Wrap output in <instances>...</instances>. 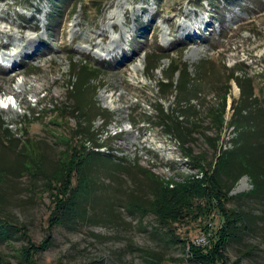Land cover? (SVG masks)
I'll use <instances>...</instances> for the list:
<instances>
[{"label":"rangeland","instance_id":"obj_1","mask_svg":"<svg viewBox=\"0 0 264 264\" xmlns=\"http://www.w3.org/2000/svg\"><path fill=\"white\" fill-rule=\"evenodd\" d=\"M54 2L59 7L52 0H0V124L8 128L0 131V216L26 226L36 242L45 238L51 204L43 173L53 174L59 158L72 153L69 129L55 117L58 107L73 102L70 57L97 61L103 65L91 93L112 119L104 125L97 116L93 125L105 130L103 139L113 138L95 148L100 155L88 163L90 181L77 184L86 191L81 216L54 228L52 245L36 255L35 264H152L151 258L188 264L172 235L202 244L205 220L191 216L169 228L149 204L156 177L183 181L203 175L185 148L156 126L159 102L170 115L178 114L175 94L158 99L157 81L180 54L190 74L185 90L189 96L194 90L191 102L197 104L198 130L192 129L187 146L206 169L215 167L221 150L246 137L264 167V0H108L97 18L90 5L82 11V0ZM144 24L149 29L137 37ZM156 44L171 54L150 78L144 50ZM234 68V76L251 81L248 112L254 117L243 126L232 123L233 103L242 93L230 78ZM216 107L224 111L222 126L211 122L209 109ZM143 112L151 116L149 123H138ZM85 145L92 149L91 142ZM253 185L243 175L229 193L234 198L228 206L242 221L227 246L226 264H264V192L249 193ZM219 222L214 215L212 227ZM27 242L21 230L8 228L0 236L3 263L22 264L16 249Z\"/></svg>","mask_w":264,"mask_h":264},{"label":"trees","instance_id":"obj_2","mask_svg":"<svg viewBox=\"0 0 264 264\" xmlns=\"http://www.w3.org/2000/svg\"><path fill=\"white\" fill-rule=\"evenodd\" d=\"M54 1L58 0H52L56 5ZM201 1L205 0H199V2ZM218 1L221 3L229 0ZM107 2L108 0H82L81 9L86 13L87 6L90 5L92 10H95L97 18L103 13L104 4ZM56 7H59L58 4ZM138 27L137 37L149 29L145 24L144 26L138 25ZM170 54V51L157 44L155 48L144 50L145 68L149 77L150 72L153 73L160 68V62L163 59L170 58ZM70 60L69 76L72 82L71 88H68L70 94L68 98L73 99V102L70 105L58 107L55 111V117L59 121L58 123H65L69 129L67 143L70 145L72 153L65 158H59L58 166L53 174L43 173L46 180L45 190L50 193L51 204L45 226L46 236L42 241L36 242L30 237L26 226L14 225L0 216V236L5 238L7 229L13 228L21 230L27 238V244L16 249V253L22 258V264H35L36 255L52 245L54 228L58 225L67 226L81 216L80 196L86 191L85 186L80 190L77 188V184L90 181L87 172L88 163L95 159L98 154L100 155V152L95 148L106 145L107 141L109 142L113 138L106 139L105 137L103 139L105 130L103 128L101 130L96 129L93 125L97 116L104 119V125L109 124L112 119L110 113L93 100L91 93V81L100 74L103 63L87 59H80L77 62L74 56H71ZM235 71L236 68L231 70L230 78L237 79L242 93L239 101L233 103L232 123L236 126H243L249 124L254 117V115L250 116L248 112L250 103L253 102L251 100L253 94L251 93L250 79L234 76ZM177 72L179 73V80L175 83L174 75ZM188 76H190L188 65L182 63L181 55L172 58L170 65L164 69L163 76L157 81L158 90L162 94L158 96V99L175 94L174 104L177 108L175 111L178 114H172L175 116L172 117L164 108L163 103L159 102V106L155 107L157 112L155 120L156 126L170 133L180 146L185 148V156L198 163V168L203 176L197 178L190 175L186 176L183 181H163L156 177L153 181L154 190L152 193L154 196L149 205L150 209L155 212L157 220L169 228L175 222L186 221L189 217L192 219L191 216L195 220H205L201 226L206 235V242L202 244L180 240L181 238L172 235L173 239L171 240L182 243L183 258L188 264H226L227 246L232 239H235L238 230L240 231L242 221L240 213L228 206L234 198L229 193L243 175H248L253 180V189L249 193L264 192L261 190L264 187V167L258 161V157L254 155L256 153L255 148L249 145V141L246 140L247 137L244 138L245 140L239 141V146L221 150L214 168L206 169L202 157L200 155L194 156L187 144L191 142L192 129L198 130V124L194 121L197 104L191 102L194 90L191 92V96L185 90L187 89ZM226 93L222 97L223 107L227 103ZM223 112L217 107L216 109H209L211 122L219 123V126H222ZM143 115L145 117L141 118L138 123H149L151 116L146 115V112H143ZM71 119L75 120L73 126L70 125ZM0 131L5 134L8 128L3 127V123H1ZM86 142L92 143V149H87ZM79 154H82L84 159L80 158ZM216 214H218L220 222L216 228H213L211 221ZM149 261L152 264H159L157 258H151ZM0 264H4L1 258Z\"/></svg>","mask_w":264,"mask_h":264}]
</instances>
